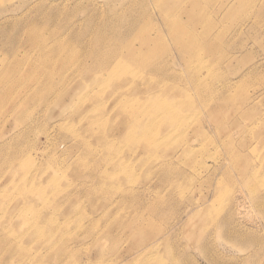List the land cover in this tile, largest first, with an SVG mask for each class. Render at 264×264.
<instances>
[{
	"label": "rangeland",
	"instance_id": "1",
	"mask_svg": "<svg viewBox=\"0 0 264 264\" xmlns=\"http://www.w3.org/2000/svg\"><path fill=\"white\" fill-rule=\"evenodd\" d=\"M39 1L42 7L36 10L24 7L14 12L21 0H0V144L23 130L22 138L13 140L14 154L15 147H20L21 161L34 164L35 173L40 172L33 196L20 199L9 189L6 172L0 168L4 230L25 231L20 234L21 242L41 254L35 264H60L59 259L68 264H264V0H201L204 13L218 25L211 29L198 19L202 22L195 25L194 34L208 37L199 54L187 55L186 62L179 58L167 28L162 29L165 39L155 58H162L157 62L173 55L177 59L167 64L174 69L173 75L159 76L153 90L163 97L169 92L178 100L192 101L196 108L179 105L173 109L172 114L186 117L187 124L182 136L178 132L166 140L162 153L169 152L158 153L162 158L158 160H148L153 155L140 141L170 130L168 120L161 131L157 127L149 131L155 126L152 119L163 124L162 111L145 108V113L138 114H143L142 130L118 124L116 146L127 156L119 177L124 192L116 191L117 183H110L107 197L96 189L98 178L91 172L67 174V167L76 171L74 164L89 152L61 127L63 121L65 128L76 130L77 126L83 132L66 107L69 97L65 103L54 104L56 93H66L67 82L96 89L79 83L83 78L75 76L71 66L62 67L66 69L63 73L58 63L51 64L58 74L52 80L37 75L29 64L35 61L36 50L17 41L29 22L42 24L51 14L53 26L60 22L71 27L75 21L76 27L84 29L82 22L89 16L100 21L108 12L107 0H79L82 6H77V0ZM143 2L155 13L162 8L154 0H140L137 7ZM180 5L181 0H171L172 7ZM7 15L11 18L4 20ZM60 74L66 80H59ZM86 76L95 87L107 75L91 72ZM202 78L211 83L212 91L201 96L192 83ZM228 81L233 88L226 96L216 97L213 90ZM38 91L48 96L46 104L33 96ZM141 96L147 106L149 93ZM230 96L232 100L226 102ZM186 144L192 152L175 159L183 175L173 176L176 185L163 181L154 165ZM90 160L99 163L98 158ZM107 169L117 173L112 166ZM50 178L53 184L48 183ZM51 218L64 225L54 237L58 248L53 254L43 245V237L27 238L28 228L19 223L31 220L42 225ZM4 255L0 249V256ZM15 257L23 263L20 254Z\"/></svg>",
	"mask_w": 264,
	"mask_h": 264
},
{
	"label": "bare ground",
	"instance_id": "2",
	"mask_svg": "<svg viewBox=\"0 0 264 264\" xmlns=\"http://www.w3.org/2000/svg\"><path fill=\"white\" fill-rule=\"evenodd\" d=\"M138 1L140 0H107L105 8L108 12L103 14L100 21H96L95 17L91 16L83 22L81 21L86 25L84 29L76 27L77 23L73 20H70L73 21L71 27L60 22L53 26V14H51L42 24L34 21L29 22L24 28L21 39H17L19 44L26 43L36 50L37 57L34 62H29V64L32 65L34 72H38L37 75L42 74L52 80L58 74L50 66L53 63H58L59 69L63 73L66 69L63 70L62 67L69 66L68 69L72 67L74 69L73 74L77 73L76 75L83 78L78 81L79 83L96 89V91L83 89L76 85L77 83L72 86L67 82L68 85L64 87L67 88L66 93L62 91L56 93L54 104L56 106L65 103L64 98L69 97V104L66 107L73 116L77 117V125L82 126L83 132H78L77 126L76 130L69 126L68 129L65 128L63 121L61 127L69 131L77 144L89 152L86 156L80 157L74 164L77 166L76 171L68 166L67 174L75 176L76 173L82 175L85 172H91L98 178L96 189L103 192L105 197L109 196L107 187L110 183H117L115 185L118 187L116 191L124 192L119 181L120 172L125 168L124 163L127 156L121 153L116 146L117 136L115 133L118 124L126 125L127 129L138 128L142 130L144 123L141 116L143 114L137 117L138 114L145 113V108L162 111L165 115V119L162 120L163 124L157 125L154 122L155 119H152V124L154 123L155 126L149 131L153 132L156 127L158 131H161L168 120L170 130L157 138L149 135L140 141L147 144L148 152L153 155L148 160L151 158L158 160L161 158L158 153L164 155L169 152L162 153L163 146L167 143L166 140L179 135L178 132H181L182 136L184 134L183 127L187 124L188 119L174 116L172 114L173 109L179 105V108L182 106L196 108L192 101L178 100L177 95L169 92L168 96L163 97V93L160 96L153 90V85L159 76L162 78L171 76L174 69H168L167 64L177 59L173 55L167 60L157 62L162 59L155 58L159 52L157 50H161L160 47L162 46L160 45L165 39L162 29L167 28V33L176 41V52L179 58L181 56V59L186 62L187 55L195 57L199 54L201 43H204L208 37L206 34L202 38H197L194 34L195 25L201 24L202 21L211 29L218 25L215 19L204 13L205 8L202 7L201 0H181V5L174 7L171 6V0H154L162 6V8L159 7L158 13H155L144 2L137 7ZM39 3V0H35V3L30 0H21L18 7L12 11L15 12L24 7H28V9L32 7L36 10L40 6L42 7ZM77 4V6L83 5L79 0H77ZM116 4L122 6L118 7ZM261 7L264 10V3ZM8 16L4 17V20L11 18ZM199 18L203 20H198ZM154 23L158 24L156 28ZM152 30L154 31L152 32ZM91 72H101L107 76L102 79L98 86L91 87L90 77L86 76ZM59 80L64 81L66 79L64 75H61ZM192 84L196 93L201 96L207 90L212 91L211 83H206L203 78L195 79ZM112 87L113 90L109 92ZM230 88H233L230 81L223 82L213 92H215L216 97L219 95L224 97ZM184 92L188 93L186 90ZM142 93H149L147 106L142 103ZM33 96L38 97L44 104L47 103L48 96H43L39 91L35 92ZM105 96L108 98L107 101ZM230 97L226 102L232 100ZM208 104L209 101L207 100L205 105ZM63 120H67L65 114ZM21 132L13 134L0 144V168L6 172L9 189L15 190L20 199H29L37 189L35 179L40 176V172L35 173L34 164L21 161L19 157L20 147H15L14 150L17 151L14 154L13 148L16 143L13 140L22 138ZM93 140L99 143L95 144ZM191 152L192 146L189 144L177 148L171 155L164 156V160L157 166L154 165V171L162 177L163 181L176 185V181L172 180L173 176H180L183 173L182 170H177L175 159L181 158L182 155L185 157ZM91 158H98L99 163L90 160ZM107 166H112L117 170V173H112L107 169ZM54 182L53 178L48 181L49 184ZM42 198L45 196L42 195ZM20 218L24 219L25 215ZM19 223L20 225L24 223L28 228L26 231L27 238L32 239L41 236L43 237V245L52 250L50 251L52 254L57 251V240L54 241V237L60 233L64 225L57 223L53 218L42 225H34L31 220ZM3 226L0 223V249L4 251L7 257L4 259L5 255L0 256V262L3 264H35L41 258V254H34L29 250V246L21 242L20 234L25 231L20 233L13 230L5 231ZM53 241L54 244L51 247ZM18 254L23 257V263L17 262L15 256ZM59 262L60 264L69 263V261L66 262L62 259H59Z\"/></svg>",
	"mask_w": 264,
	"mask_h": 264
}]
</instances>
